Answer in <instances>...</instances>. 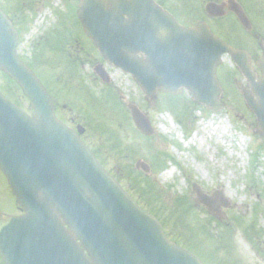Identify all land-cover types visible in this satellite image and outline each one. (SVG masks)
I'll return each mask as SVG.
<instances>
[{"label":"water","instance_id":"95a60500","mask_svg":"<svg viewBox=\"0 0 264 264\" xmlns=\"http://www.w3.org/2000/svg\"><path fill=\"white\" fill-rule=\"evenodd\" d=\"M209 15L225 14L209 3ZM232 10L242 23L239 5ZM79 19L103 57L131 74L146 99L158 92L188 90L196 104L218 112L223 93L217 68L229 54L252 83L237 84L264 136V54L256 74L250 56L214 36L203 21L186 29L154 0H81ZM19 33L0 8V70L21 87L31 116L0 92V169L24 215L0 214V256L6 264H203L169 240L162 224L144 211L105 169L78 132L56 116L55 104L34 72L17 54ZM139 54L146 57H139ZM96 73L109 81L104 67ZM137 127L154 131L146 116L130 105ZM149 172L145 164L138 168ZM197 203L211 212L220 194L193 186ZM224 207L229 202L221 200Z\"/></svg>","mask_w":264,"mask_h":264},{"label":"rangeland","instance_id":"374dc122","mask_svg":"<svg viewBox=\"0 0 264 264\" xmlns=\"http://www.w3.org/2000/svg\"><path fill=\"white\" fill-rule=\"evenodd\" d=\"M209 1L159 0L185 27L199 20L210 23L205 11ZM237 1L264 32V0ZM78 4L0 0L20 32L19 55L53 93L59 117L84 128L83 139L107 169L162 222L171 239L205 264H264V137L235 87L236 82L248 85L235 62L225 56L218 69L224 93L217 113L195 104L188 92L159 93L156 100H147L132 76L99 58L83 33ZM224 27L238 28L231 19ZM240 40L252 43L258 60L256 41ZM97 64L104 65L109 84L95 74ZM8 84L0 72V88ZM129 104L147 116L152 136L137 128ZM141 163L148 173L138 168ZM195 183L209 196L221 193L229 207L217 200L212 213L197 204ZM0 184L1 209L17 214L7 185Z\"/></svg>","mask_w":264,"mask_h":264},{"label":"flooded vegetation","instance_id":"af4514ba","mask_svg":"<svg viewBox=\"0 0 264 264\" xmlns=\"http://www.w3.org/2000/svg\"><path fill=\"white\" fill-rule=\"evenodd\" d=\"M231 0H210L209 2H215L219 5L224 4V6L227 9V14L223 17H209L210 18V27L213 31L214 34H216L217 36H219L222 40H224L225 42H227L228 44H230L231 46H233L234 48H239V49H243L246 50L250 55H251V59H252V63L256 64L257 60H254V55L253 52L250 50L253 46L251 45L252 43H250L249 45L243 42H240V37L244 36L246 38H248L249 40L252 41H256L255 47L256 50L258 51L259 57L262 55L263 51H264V32L260 29L259 25L257 24L256 20L252 17V15L250 14V12L248 11V9L243 5V3H241L240 1H237L247 19L245 20V24L243 25L239 18L237 17V15L231 10V4H230ZM233 20L234 23L237 25L238 28H228L226 29L224 27V23L226 20ZM90 44L92 45L93 49L97 52L98 56L100 59L103 60V58L101 57V54L99 53V51L94 47V45L92 44V42L87 39ZM248 40V41H249ZM261 76H258V79ZM246 87L248 85H245ZM72 122L74 123V120H72ZM0 181L3 182L4 184L7 185L8 190L10 191V194L12 196V199H14V201L16 202V198L11 190V188L8 185V182L6 181L5 177L3 176V174L0 171ZM1 184H0V188H1ZM4 194L1 193V189H0V212L2 213L3 210L1 209V203H2V198L1 196H3ZM5 213V212H3ZM22 211L21 209L18 207L17 208V214L15 215H21ZM0 264H5L3 262V260L0 258Z\"/></svg>","mask_w":264,"mask_h":264},{"label":"trees","instance_id":"16d2710c","mask_svg":"<svg viewBox=\"0 0 264 264\" xmlns=\"http://www.w3.org/2000/svg\"><path fill=\"white\" fill-rule=\"evenodd\" d=\"M8 80L10 81V84H8V86L1 87L2 91L10 99H12L17 105L25 108L26 99H25L24 95L22 94L20 88L12 80H10V79H8Z\"/></svg>","mask_w":264,"mask_h":264},{"label":"bare ground","instance_id":"6f19581e","mask_svg":"<svg viewBox=\"0 0 264 264\" xmlns=\"http://www.w3.org/2000/svg\"><path fill=\"white\" fill-rule=\"evenodd\" d=\"M119 137H120V135H119Z\"/></svg>","mask_w":264,"mask_h":264}]
</instances>
